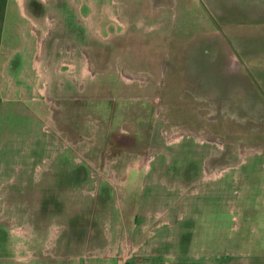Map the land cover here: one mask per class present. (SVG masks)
I'll use <instances>...</instances> for the list:
<instances>
[{"label":"rangeland","instance_id":"374dc122","mask_svg":"<svg viewBox=\"0 0 264 264\" xmlns=\"http://www.w3.org/2000/svg\"><path fill=\"white\" fill-rule=\"evenodd\" d=\"M21 1L0 264H227L211 225L260 264L261 0Z\"/></svg>","mask_w":264,"mask_h":264},{"label":"crops","instance_id":"0c3cea01","mask_svg":"<svg viewBox=\"0 0 264 264\" xmlns=\"http://www.w3.org/2000/svg\"><path fill=\"white\" fill-rule=\"evenodd\" d=\"M20 2H22L20 0ZM14 3L13 0H0V74L1 72H5L11 69L12 60L16 55L22 51L16 50V45L20 46L21 48V41L19 36L16 34L15 31L12 30L13 26H10L11 23L18 21V15L21 12L22 15L27 16V10L25 6V2L23 3ZM260 2V1H259ZM245 4L251 5V0H245ZM261 5L264 4V0H261ZM248 12V10H247ZM11 28V36H8V28ZM8 36V37H7ZM19 43L16 42H8L7 38L13 39L15 38ZM4 75V73H3ZM235 230L239 229V226L233 227ZM211 238H210V245L211 250L214 254H211L213 257H221V253L226 254L223 256V259L227 260V264H253L251 259L249 258V247L248 243L245 239V236L242 230L239 232L238 236H235L231 240L227 241L220 237L219 231L216 232V228L214 225H211ZM202 240V238L198 237V240ZM264 253V251L262 252ZM260 264H264V258L262 254H260Z\"/></svg>","mask_w":264,"mask_h":264}]
</instances>
